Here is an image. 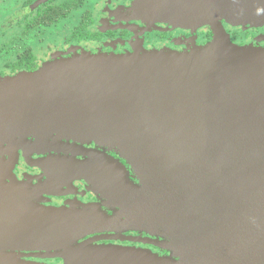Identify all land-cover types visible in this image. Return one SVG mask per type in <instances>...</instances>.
<instances>
[{"label": "water", "instance_id": "1", "mask_svg": "<svg viewBox=\"0 0 264 264\" xmlns=\"http://www.w3.org/2000/svg\"><path fill=\"white\" fill-rule=\"evenodd\" d=\"M134 12L149 25L208 27L212 40L184 52H82L0 85L4 138L121 155L138 185L102 153L68 166L125 219L41 206L26 184L0 178V264H45L21 252L64 264H264V47L226 29L264 28V0H136ZM115 226L162 238L150 243L170 255L81 242Z\"/></svg>", "mask_w": 264, "mask_h": 264}, {"label": "flooded vegetation", "instance_id": "2", "mask_svg": "<svg viewBox=\"0 0 264 264\" xmlns=\"http://www.w3.org/2000/svg\"><path fill=\"white\" fill-rule=\"evenodd\" d=\"M135 2L0 0V85L5 80L36 72L47 64L82 52L125 55L139 48L184 52L203 47L212 40L208 27L192 32L163 23L149 25L134 12ZM226 29L231 34L229 26L226 25ZM3 116L1 110L0 119ZM2 135L0 127V167L3 166L0 178L7 185L26 184L31 199L41 206L80 211L93 208L110 217L122 216L125 219L120 202L105 197L100 190L103 188L87 182L82 177L81 168L68 166L72 161L87 165L97 163L91 154L102 153L108 159L106 163H119L130 181L138 185L130 166L117 151L92 143L77 144L76 147L84 152L76 154L45 152L31 145L32 139L25 145H19L17 140ZM88 240L103 246L170 255L150 243L162 241V238L136 227L115 226L111 231L90 235L81 242ZM19 254L32 262L64 264L62 260L41 258L46 253Z\"/></svg>", "mask_w": 264, "mask_h": 264}, {"label": "rangeland", "instance_id": "3", "mask_svg": "<svg viewBox=\"0 0 264 264\" xmlns=\"http://www.w3.org/2000/svg\"><path fill=\"white\" fill-rule=\"evenodd\" d=\"M230 28V35L231 37H234V42L236 44H245V45H258L259 47H261L260 45H264V28H259V29H246V30H242L241 28ZM244 33H249V36L247 37V39L245 41H243V43L238 42L237 40H240L239 38H237V34L239 35H243ZM263 47V46H262Z\"/></svg>", "mask_w": 264, "mask_h": 264}, {"label": "trees", "instance_id": "4", "mask_svg": "<svg viewBox=\"0 0 264 264\" xmlns=\"http://www.w3.org/2000/svg\"><path fill=\"white\" fill-rule=\"evenodd\" d=\"M248 36H249V33H244L243 35L237 34V38L240 39V40H237V41L240 42V43H243V41H245ZM233 39H234V37H233Z\"/></svg>", "mask_w": 264, "mask_h": 264}]
</instances>
